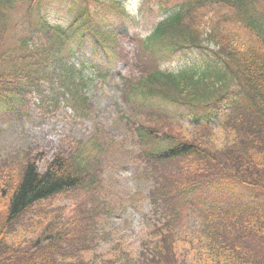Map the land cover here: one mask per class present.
<instances>
[{"label": "trees", "instance_id": "trees-1", "mask_svg": "<svg viewBox=\"0 0 264 264\" xmlns=\"http://www.w3.org/2000/svg\"><path fill=\"white\" fill-rule=\"evenodd\" d=\"M50 4L0 0L3 115L21 114L33 94L81 115L92 108L93 79L70 59L87 39L97 52L113 51L97 15L117 10V1L79 0L67 26L49 21L43 10ZM178 4L138 40L137 70L122 77L136 158L154 181V216L141 250L134 254L116 240L107 254L91 257L108 234L114 204L104 162L121 143L96 124L44 167L29 153L17 164L0 158V264H264V197L243 191L264 189V0ZM15 11L22 15L12 22ZM181 47L196 48L200 58L165 70L162 59ZM229 98L222 144L208 119L194 117L186 128L162 108L171 101L218 109ZM66 196L72 208L55 206Z\"/></svg>", "mask_w": 264, "mask_h": 264}, {"label": "rangeland", "instance_id": "rangeland-1", "mask_svg": "<svg viewBox=\"0 0 264 264\" xmlns=\"http://www.w3.org/2000/svg\"><path fill=\"white\" fill-rule=\"evenodd\" d=\"M65 1H67V5L75 0H50L51 4L46 12H48V17L53 22L65 24L66 18L69 16V6H65L63 3ZM129 1L128 8L133 11L134 15H137L136 23H133L131 27L129 26V30L133 34L144 35L151 29L155 17H150L146 14H144V17L147 20L140 17L137 12L138 0ZM117 49L121 50L123 54H133L134 44L123 41L117 46ZM86 50V54L89 57L93 56L88 47ZM196 55L198 56V51L196 50L177 53L169 61L165 62V66L169 69L177 70L188 56L194 57ZM115 71L127 75L129 67L125 62H119ZM116 72L112 73L115 74ZM95 77V82L90 89V96L96 111L99 113V119L117 138L124 139L120 151H115L108 156L104 176L107 183L113 188L114 199H118L120 196L125 201L130 200L131 203L128 204L125 212L118 214L117 221L112 219L109 222L108 226L112 234L98 251L100 253L106 251L108 246L114 245L116 239L122 242L120 245L136 254L145 234L146 226L142 224V214L148 212L151 207L149 202L144 200L143 195L147 192L145 186L147 182L144 178L138 180L136 177L139 171V164L137 159H135L137 148L131 142L132 132L128 128L127 119L119 116L122 111L129 113L130 110L126 109L127 104L122 99L121 90L117 86L118 77L116 75L112 78H102L97 75ZM40 103V97L34 94L30 97V103L25 107L24 113L14 114L10 117L9 115L0 116L1 159L10 160L17 164L21 162L19 160L22 159L25 153H29L30 156H36L40 160L43 159L42 165L44 166L45 160L52 159L54 154L60 149L66 148L70 141L75 143L80 139H84L93 130V114L83 118L64 105L57 111H46ZM219 108L218 113L226 110L227 105L222 104ZM184 114L182 121L185 125H188L191 114L186 112ZM199 114L208 115L210 111L206 110L199 112ZM207 118L212 119L215 125L220 121V118L216 119L217 117L213 115ZM218 138L217 143L220 142L219 144H222L224 136L220 134ZM257 194H264V192L259 191ZM70 198L71 196H66L56 202L55 205L61 207L66 205L70 207L71 205L72 208Z\"/></svg>", "mask_w": 264, "mask_h": 264}]
</instances>
